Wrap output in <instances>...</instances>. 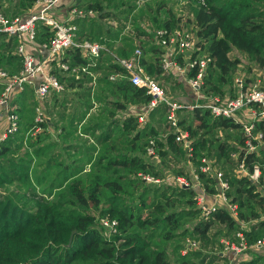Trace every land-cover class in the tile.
Here are the masks:
<instances>
[{"label": "trees", "instance_id": "trees-1", "mask_svg": "<svg viewBox=\"0 0 264 264\" xmlns=\"http://www.w3.org/2000/svg\"><path fill=\"white\" fill-rule=\"evenodd\" d=\"M34 1L0 0V12L23 15ZM72 5L85 11L67 20L76 26L75 38L103 45L87 66L97 75L91 84L89 72L75 76L51 60L49 70L61 87L43 99L42 120L34 118L38 102L31 84L11 97L7 109L16 114L17 127L0 139V264H229L220 238L237 241L236 230L247 243L264 237V189L237 168L242 160L248 171L255 164L264 174V116L251 130L262 133L261 142L251 139L257 148L244 151L240 121L214 115L202 102L181 106L177 122L188 132V149L175 140L164 103L148 107L139 120L142 110L128 108L144 107L149 94L108 75L122 70L112 53L128 57L138 47L144 71L168 80L173 73L161 75L155 31L184 27L197 38V55L210 57L197 90L233 96L239 89L238 53L246 57L242 85L264 72V0H72ZM180 9L185 13L177 14ZM51 33L48 25L36 23L38 42ZM17 44L15 35L0 29V68L9 74L22 66ZM181 57L176 55L180 63ZM60 59L69 67L88 61L76 47L66 48ZM201 158L209 171L199 168ZM183 159L192 166L193 180ZM175 176H183L186 185ZM201 191H222L235 203V214L217 202L204 215L195 200ZM101 218L110 222L107 232ZM187 239L196 246H187ZM234 261L264 264V254Z\"/></svg>", "mask_w": 264, "mask_h": 264}, {"label": "built area", "instance_id": "built-area-1", "mask_svg": "<svg viewBox=\"0 0 264 264\" xmlns=\"http://www.w3.org/2000/svg\"><path fill=\"white\" fill-rule=\"evenodd\" d=\"M59 0H35L34 7L31 11L23 15H14L7 17L0 12V29L6 34H13L18 38L16 45V52L21 56V69L15 74H9L0 68V81L3 86L0 90V110H6V125L0 133V139L6 137L9 133L13 132L16 127V114L8 112V104L13 94L22 89L24 84H32L34 79L38 77L35 84H33L34 97L38 102L35 106V120H42V112L40 109L43 99L53 89L61 87L57 76L51 72L47 65L48 61L55 60L56 65L61 69H69L79 76L82 71L89 72L91 75V84L94 83V78L97 74L96 71H87V66L94 63V57L98 55L99 49L103 45L95 40L75 38L76 26L74 23L67 22L69 18L85 14L81 8L70 4L68 15L65 18H60L55 15V7ZM141 3V0H137ZM87 12H90L89 10ZM37 22L44 23L49 26L52 31L51 37L48 41L41 42L40 48L46 52L43 59H35L32 52L27 49V44L34 40L35 26ZM157 42L162 47L160 55L161 73H179L182 74L190 87L197 90L199 84L202 82V76L207 62L210 60L209 55L200 54L196 52L200 50L199 44L196 42L197 38L194 33L188 29L175 28L171 31L164 29H156ZM68 47H76L80 53L87 57V62L84 64L73 65L71 67L65 61L60 59L63 51ZM195 52V55H191ZM140 49L138 47L133 49V52L128 57H118L112 53L114 61L121 66L122 70L111 72L108 78H124L134 85L144 88V91L149 94V102L144 106L141 115L138 116L139 120L143 119L144 111L151 106L158 103H164L165 106V120L172 132H174L175 140L182 141L184 145L190 149L188 141V132L181 127L177 122V110L181 106L192 107L193 104H182L177 101L171 100L165 93L163 87L159 84L158 80L150 76L144 71L139 59ZM176 55L185 56L186 61L184 66H180ZM48 60V61H47ZM49 64V62H48ZM193 70L192 75H186L188 70ZM234 81L239 89L233 96L220 97L218 95L206 96V99L199 103L200 105L209 109L214 115L231 116L241 122V130L245 135L244 151L254 150L257 148V143L251 142V139H256L258 143L261 142L262 133L259 131L251 135L254 120L260 115L257 108L264 107V72L256 71L255 77L242 85L241 76L235 77ZM239 110L248 111L249 118L240 120L236 118V112ZM38 129L35 128V130ZM148 152H153V147L150 145L147 148ZM232 155L234 152L231 153ZM199 168L202 171H209V163L204 158H201ZM237 168L243 174L248 175L253 181H259L261 188L264 189V174L260 172L257 165H253L252 170L248 171L244 166L242 160L237 164ZM215 174L220 176V171ZM146 179H151L148 175H144ZM157 180V178L153 179ZM173 180L186 185L187 181L183 176H175ZM226 183L220 182V187L224 188ZM216 202L204 201L205 195L201 191L195 195L196 204L200 207L201 212L206 215L214 210L217 202H223L227 210L231 214H235V203L229 202L223 195L222 191L213 194ZM264 221V210L260 215ZM100 222L103 225L110 226V222L101 218ZM237 241L220 238L223 243L222 251H230L233 254H240L242 250L248 247L264 246V237L256 238L252 243H247L241 230L235 231ZM197 242L192 239H187V246H196ZM221 251V253H222ZM232 259L229 258V264H232Z\"/></svg>", "mask_w": 264, "mask_h": 264}, {"label": "rangeland", "instance_id": "rangeland-1", "mask_svg": "<svg viewBox=\"0 0 264 264\" xmlns=\"http://www.w3.org/2000/svg\"><path fill=\"white\" fill-rule=\"evenodd\" d=\"M70 4L71 3L68 0H65V3H63V5L65 7H68V8H66L67 12L69 10ZM176 12H178L177 14H184L185 10L180 9ZM61 18H63V17H61ZM37 43H38V41L36 39L32 40L30 43L27 44V49L28 50H30V49L36 50ZM38 52H39V49L37 50V53ZM234 52L237 53L236 51H234ZM238 55L240 56L242 63L237 66V68L235 70V77L242 76L245 73L244 64L246 62V57L241 53H238ZM47 65H48V62H47ZM48 67H49V65H48ZM176 74H178V73L171 74V77L168 80H162L161 78H159V76H157V80H158L159 84L163 87L166 95L171 100H174V101H177L179 103L188 105V104H193V103H197V102H203V100L206 99V96L203 97L202 96L203 94L199 93L200 91L196 92L195 89L190 87L185 79L182 78L183 81L181 80L180 84H177L175 82L176 80L173 79V78L177 77ZM161 75H165V74H161ZM187 108H189V107H187ZM128 110H131V111L144 110V107L143 106H140V107L130 106L128 108ZM257 110L260 111V112H258V114L260 116H264V107L259 106L257 108ZM5 112H6V110L4 108L2 110H0V133L2 132V130L5 127L6 122H7L6 117H5ZM236 116H238L240 118H242L243 116L244 117L246 116V118H249V115L246 114V112H244V111L242 113L241 110H239V112H236ZM183 161L185 163V168H186V172H187L188 176L192 177L191 180H193L191 164L189 163V161L187 159H183ZM163 172L168 175V176H166V179L168 181H171L170 176H169L170 172L166 169ZM204 195H205L204 201L210 202V203L216 202V198L212 197L211 194H204ZM99 225L103 228L104 232L108 231L109 227L107 225H103V224H99ZM241 225L245 226L243 224H241ZM253 253L264 254V246L248 247V248H245L244 250H242V252L240 254H233L230 251H226L227 256L233 258L232 263L235 262L234 260H238L239 258H242V257H247L249 255H252Z\"/></svg>", "mask_w": 264, "mask_h": 264}, {"label": "crops", "instance_id": "crops-1", "mask_svg": "<svg viewBox=\"0 0 264 264\" xmlns=\"http://www.w3.org/2000/svg\"><path fill=\"white\" fill-rule=\"evenodd\" d=\"M70 3H72V0H68ZM63 3H65V0H59V2H58V4H57V6L55 7V10H54V12H55V15L56 16H58V17H63V18H65L67 15H68V12L66 11V8H68V7H65L64 5H63ZM34 7V2H33V4L31 5V7H30V9L29 10H31L32 8ZM70 19H72V18H69L68 20H70ZM35 40V39H34ZM41 42H38L37 43V48H36V50L35 49H30L29 51L30 52H32V54H33V56H34V58L35 59H38V60H40V59H43L44 57H45V55H46V52L44 51V50H42L41 48H40V46H39V44H40ZM39 49V52L37 53V50ZM181 57V56H180ZM48 61V60H47ZM185 61H186V57L185 56H182L181 57V62L182 63H180L179 62V64H180V66H184V64H185ZM49 62V68H50V66H51V61H48ZM97 75V74H96ZM177 75V78L181 81H183V79H185L186 80V78L182 75V74H176ZM183 78V79H182ZM37 79H38V77L37 78H35L34 79V81H33V83L31 84L32 85V87H33V84H35L36 83V81H37ZM196 92H199V91H197L196 90ZM200 93V92H199ZM201 94V93H200ZM203 96V95H202ZM204 97V96H203ZM244 112H246V114H248L249 115V113H248V111H244ZM242 113H243V110H242ZM260 117V116H259ZM236 118H238V119H240V120H246V119H248V118H246V116L244 117H242V118H240V117H238V116H236ZM214 194V193H213ZM213 194H211V196L212 197H214L213 196ZM230 258V257H229Z\"/></svg>", "mask_w": 264, "mask_h": 264}]
</instances>
